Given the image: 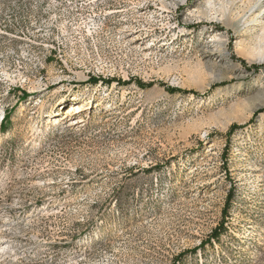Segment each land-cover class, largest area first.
Segmentation results:
<instances>
[{
    "label": "rangeland",
    "instance_id": "rangeland-1",
    "mask_svg": "<svg viewBox=\"0 0 264 264\" xmlns=\"http://www.w3.org/2000/svg\"><path fill=\"white\" fill-rule=\"evenodd\" d=\"M262 10L0 0V264H264Z\"/></svg>",
    "mask_w": 264,
    "mask_h": 264
},
{
    "label": "trees",
    "instance_id": "trees-1",
    "mask_svg": "<svg viewBox=\"0 0 264 264\" xmlns=\"http://www.w3.org/2000/svg\"><path fill=\"white\" fill-rule=\"evenodd\" d=\"M240 62H242L244 64V61L242 59H240ZM261 66H258V65H252V66H248V68H251V69H254V70H257L258 68H260ZM264 68V66H262ZM102 82H105V84H109L112 82L111 79H105V80H102ZM98 83V79L95 78V77H90L88 79V84L89 85H96ZM139 86L141 87H145L147 86L146 84L144 83H139ZM167 91L170 92V93H175V92H185V90L183 89H180V88H177V87H167ZM27 95L26 92H22L21 93V97L22 98H25ZM262 111V110H260ZM9 115H10V109H8V111L5 113L4 115V118L3 120L0 122V128L1 129H4L5 127V123L7 121V119L9 118ZM237 125L235 124H232L230 127H229V130H228V133H231L235 128H236ZM231 197H232V192L229 193L228 195V199H227V206L231 200ZM226 207L224 208V212L226 213ZM224 230V223L221 222V224L218 226V228H215L212 233H211V237L216 239V240H219V236H220V233ZM172 264H176V259H174V261L172 262Z\"/></svg>",
    "mask_w": 264,
    "mask_h": 264
},
{
    "label": "bare ground",
    "instance_id": "bare-ground-1",
    "mask_svg": "<svg viewBox=\"0 0 264 264\" xmlns=\"http://www.w3.org/2000/svg\"><path fill=\"white\" fill-rule=\"evenodd\" d=\"M264 14V11L262 10V12H261V15H263ZM258 24H260V23H262V21H258L257 22ZM122 27V26H121ZM122 29V31L123 30H131V28H130V25H128V24H126L125 23V25L123 26V28H121ZM124 33V32H123ZM125 34V33H124ZM263 37H264V31L261 33V35H260V39H263ZM215 37H213V38H211L210 40H208V42L205 44V48L206 49H212L213 48V45H214V40L216 39H214ZM133 39V38H132ZM131 39V40H132ZM145 47H148V46H145ZM150 47V46H149ZM71 107V109L72 108H76L77 110L78 109H80V106H78V105H76V106H70Z\"/></svg>",
    "mask_w": 264,
    "mask_h": 264
}]
</instances>
